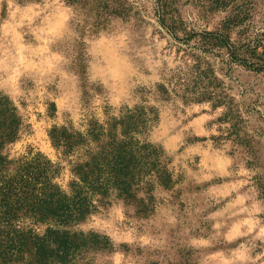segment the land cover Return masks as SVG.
Returning <instances> with one entry per match:
<instances>
[{"label":"rangeland","instance_id":"rangeland-1","mask_svg":"<svg viewBox=\"0 0 264 264\" xmlns=\"http://www.w3.org/2000/svg\"><path fill=\"white\" fill-rule=\"evenodd\" d=\"M132 1L140 18L80 36L70 23L72 7L62 0H0V94L14 101L24 121L7 154L60 163L58 182L66 187L69 166L52 145V127L83 131L90 119L145 100L158 112L146 138L163 151L173 185H156L148 215L111 197L74 226L109 238L112 248L89 252L88 261L264 264V70L232 63L217 49L192 50L199 38L185 40L227 21L233 41L264 45V0H162L174 21L168 26L159 21L155 0ZM237 10L243 20L235 23ZM192 52L213 70L223 103L197 102L199 94L187 102L181 94L164 100L154 92L172 75L183 83L179 93L193 88Z\"/></svg>","mask_w":264,"mask_h":264},{"label":"trees","instance_id":"trees-1","mask_svg":"<svg viewBox=\"0 0 264 264\" xmlns=\"http://www.w3.org/2000/svg\"><path fill=\"white\" fill-rule=\"evenodd\" d=\"M62 1L72 7L70 23L80 36L86 32L96 35L108 31L117 20L141 16L132 0ZM155 1L161 24L168 26L169 19L174 22L162 0ZM233 15V22L243 20L242 11ZM230 25L226 21L217 31L189 32L185 40L199 38V47L195 45L192 50L217 49L232 63L263 71L264 45L233 41ZM260 47L262 52L258 50ZM191 58L193 88L186 87L179 93L183 83L180 77L177 81V76L172 75L156 84V95L170 100L181 94L187 102L190 96L199 94L194 97L197 102L206 99L213 100L215 105L223 103L217 92L221 84L209 64L196 53L192 52ZM202 63L207 65L204 69ZM144 101L123 108L117 115L107 113L104 120L92 118L83 131L52 127L49 131L52 145L69 166L70 180L64 187L58 182L63 169L60 163H53L41 154L9 157L7 148L20 137L24 121L14 101L0 94V264H91L87 254L110 250L109 238L95 232L74 231V226L111 197L135 205L140 215L152 212V191L156 185L171 187L173 174L163 151L146 138L158 112ZM142 192L145 196L139 197ZM39 227H43L42 232L37 230Z\"/></svg>","mask_w":264,"mask_h":264}]
</instances>
